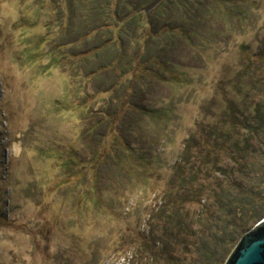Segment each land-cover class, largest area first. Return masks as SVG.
I'll return each instance as SVG.
<instances>
[{
  "label": "rangeland",
  "instance_id": "374dc122",
  "mask_svg": "<svg viewBox=\"0 0 264 264\" xmlns=\"http://www.w3.org/2000/svg\"><path fill=\"white\" fill-rule=\"evenodd\" d=\"M151 2L0 0V264H125L159 228L178 165L203 173L214 142L218 169L262 198L241 221L248 231L261 221L264 145L252 140L248 176L221 131L241 141L223 114L263 99L237 78L264 43V0H163L139 12ZM228 225L214 227L238 240L226 261L245 234Z\"/></svg>",
  "mask_w": 264,
  "mask_h": 264
},
{
  "label": "trees",
  "instance_id": "16d2710c",
  "mask_svg": "<svg viewBox=\"0 0 264 264\" xmlns=\"http://www.w3.org/2000/svg\"><path fill=\"white\" fill-rule=\"evenodd\" d=\"M216 1L217 4H220V1L223 3V0ZM50 58L49 67H56L59 63L58 58L55 54ZM246 60L245 71H240L237 79L248 77L251 82L255 81L252 89L261 92L263 99L254 101L251 109L241 112L243 114L241 116L235 111L233 114L232 112L223 114L229 126H240V130H243L241 141L231 145L229 140L232 134L224 130L221 134L225 138L224 142L229 144L231 155L236 158L235 156L239 154L241 159L246 160V165L239 168L242 174L249 176L251 168L256 166L251 161L249 150L252 140H261L264 145V43L261 49L249 54ZM214 137L216 140L217 137ZM204 143L201 141L199 146H203ZM205 146L206 150L208 149L205 157L208 167L203 165V173L201 169L194 174L191 173L194 167H191L188 174L181 176L179 172L184 170V167L182 164L178 165L180 171L171 178V184L180 187L175 192V197L168 194L161 212L154 218V223L156 222L159 228H153L154 230L142 237V241L126 257L125 264H203V260L212 264H225L231 246H235L238 240L227 237L221 239L214 234V227L220 224L233 225L236 235H242L250 229L247 227L248 224L241 221L240 213L248 214L252 211L250 206L262 198L253 189L245 188L242 180L234 178L233 168L228 170L221 165L222 168L218 169L219 166L214 162V157L219 158L215 151L220 150L217 143ZM189 147L190 145L185 151L187 156L191 150ZM213 152H216L217 156ZM185 163L186 161L183 162L184 165ZM199 172L205 176H200ZM172 198L177 199L171 201ZM174 204H176L174 209L178 206L177 210L169 214L166 209H173ZM193 205L201 207L196 218L191 215L190 208ZM255 214L258 221L264 218V212L255 211Z\"/></svg>",
  "mask_w": 264,
  "mask_h": 264
},
{
  "label": "water",
  "instance_id": "95a60500",
  "mask_svg": "<svg viewBox=\"0 0 264 264\" xmlns=\"http://www.w3.org/2000/svg\"><path fill=\"white\" fill-rule=\"evenodd\" d=\"M163 0H152L139 12H148ZM225 264H264V219L245 233Z\"/></svg>",
  "mask_w": 264,
  "mask_h": 264
}]
</instances>
